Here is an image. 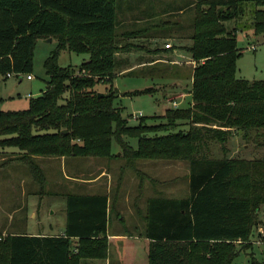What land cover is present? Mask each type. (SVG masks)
<instances>
[{
    "label": "trees",
    "instance_id": "obj_1",
    "mask_svg": "<svg viewBox=\"0 0 264 264\" xmlns=\"http://www.w3.org/2000/svg\"><path fill=\"white\" fill-rule=\"evenodd\" d=\"M116 10L117 0H0V76H30L37 42L58 43L44 65L47 89L30 99L27 110L0 112V148L19 149L17 159L43 188L47 181L36 157L116 159L115 143L128 164L186 161L189 196L150 198L146 210L138 212L150 240L149 264H234L236 244L250 241L261 224L264 159H212L209 146L219 143L226 155L227 144L239 133L245 140L256 133V143L264 136L259 133L264 130V81L236 75L242 56L238 35L264 34V0H195L188 48L197 63L191 102L188 108L167 109L160 117L165 123L153 125L141 117L130 126L116 103L112 82L121 72L117 55L125 49ZM245 16L250 18L242 23ZM229 22L235 27H227ZM63 51L90 59L76 73L59 65ZM98 85L107 87L100 92ZM146 93L152 90L133 95ZM126 139H136L137 148ZM115 203L107 195L69 194L65 236L7 235L0 241V264L107 259Z\"/></svg>",
    "mask_w": 264,
    "mask_h": 264
},
{
    "label": "rangeland",
    "instance_id": "obj_2",
    "mask_svg": "<svg viewBox=\"0 0 264 264\" xmlns=\"http://www.w3.org/2000/svg\"><path fill=\"white\" fill-rule=\"evenodd\" d=\"M145 1L117 0L116 12L120 15L121 7L131 6L130 4L133 3L143 4ZM170 1L176 4L183 3L182 5L185 6L184 0ZM249 18L250 16H245L242 23ZM226 25L231 29L235 27L234 22ZM124 39L126 44L120 43V46L125 49L120 52L118 59L129 62L127 59L130 58L129 67L140 66L154 59L144 50H149L147 41ZM169 43L175 47L173 42ZM57 46L56 40L37 42L34 49L33 70L30 74L32 80H28L27 74L22 75L21 78L0 76V112L27 110L30 99L39 97L47 89L49 76L44 65ZM238 47L242 56L237 61V78L249 82L264 81V34L257 36L251 34L250 37H246L245 34L239 33ZM182 51L184 52L183 49ZM161 58L166 61L170 57L169 54L163 53ZM89 59L90 56L87 54L63 51L60 53L58 63L64 68L71 67L77 73L81 65ZM159 65L162 64L156 66ZM166 66L170 68L171 65L166 64ZM139 70L141 69L137 68L136 71ZM136 71L131 75L128 73L121 75L118 72L112 82L114 90L118 92L116 103L123 109V116L130 126H137L141 117L147 119L148 125L165 123L160 117L165 115L167 109L189 107L191 102L189 96L176 100L178 93L190 88V78H187V74L182 80L176 81L174 77L179 76V72L166 69L160 72V75L166 79L157 81L156 77L151 80L142 76V70L140 73ZM110 85L107 84L108 87ZM107 86L98 85L97 89L103 92ZM146 89H151L152 93L133 95L136 91ZM174 100L180 104L178 108L174 107L172 102ZM152 117L159 118L151 119ZM179 129L187 130L188 127ZM259 133L264 135V130ZM255 135L256 133H253L252 139L245 140L239 133L227 144L229 152L226 155L219 143H210V158L264 159V136L258 138V145L254 139ZM149 136L155 135L151 133ZM126 141L133 148H137L136 139H126ZM112 152L120 157L116 159L68 157L65 159L66 163L61 161V158L36 157L35 163L43 171L47 181L43 188L34 179L29 167L17 159L20 156L19 149L0 148V232L6 231L3 234L7 235L50 233L52 229L57 232L64 220L68 195L83 194L82 189L85 186L83 183L96 178H100L98 185L105 189L110 188L114 200L116 199L115 202H118V216H124L126 221L132 213L137 215L138 210L145 211L150 198L183 199L189 196L188 162L142 159L128 164L123 158L121 148L115 143ZM112 216L113 219L118 220L116 212ZM259 221L261 224L254 229L251 240L236 244L238 257L234 264H264V208L260 212Z\"/></svg>",
    "mask_w": 264,
    "mask_h": 264
},
{
    "label": "crops",
    "instance_id": "obj_3",
    "mask_svg": "<svg viewBox=\"0 0 264 264\" xmlns=\"http://www.w3.org/2000/svg\"><path fill=\"white\" fill-rule=\"evenodd\" d=\"M184 2L185 6L182 5L183 3L176 4L170 0H146L143 4L135 5L133 3L130 4L131 6L121 7L119 9L120 15L116 12V30L118 36L120 37V43H122V45L124 43L126 44V40L124 38L131 41H147L149 50H144H146L148 55L154 58L148 63H142L141 65L139 64L140 66L137 65L136 67H129L130 58L127 59L129 62L123 59H118L121 62V67L119 69L121 72H119V74H129V72H135L138 68L143 71L142 76L151 80H153V77H156L155 79L157 81L166 79V77L160 75V72L166 69H171L172 71H176V73L179 72V76L176 78L174 77L176 81L182 80V77L187 74V78H190V88L183 89L182 92L178 93L176 100L177 98L184 99L188 96L189 98L191 97L189 92L192 85L193 70L197 65L188 52V48L192 45L191 35L195 18V0H184ZM251 34H253V32L246 36L250 37ZM169 42H173L175 47H173ZM167 44L171 45V47L166 48ZM163 53L169 54L170 58L165 61L161 58ZM120 54L121 53L119 52L117 56L119 57ZM158 64L162 65L157 67L156 65ZM166 64L171 65L170 68H168ZM147 69V72H149L148 74L146 72ZM141 70L136 72L140 73ZM32 79L33 78L28 80ZM22 80H20V82ZM176 100L172 102L175 104L174 107L178 108V105L180 104ZM65 159L66 158H61V161H65L66 163ZM99 179L100 178H96L94 180L85 181L83 183L85 186H83L84 188L82 189L83 194L79 195H107L110 200H114L110 188L105 189L103 186L98 185ZM117 203L115 204V212L119 214L117 212V209H119L117 208ZM138 212L142 211L138 210ZM138 212L136 213L137 215L132 213L131 217L128 218L127 221L126 218L121 215V212V216L117 215L118 220L113 219L114 217L110 216L107 229V238L109 240L108 258L104 260H85L81 264H149L148 251L150 240L143 235L144 224L139 222L141 220L139 219L140 217L138 216ZM65 231L66 212L64 214L63 223L60 225L57 232L52 229L50 233L14 234L61 237L65 236ZM3 233H6V231ZM3 233L0 232V234Z\"/></svg>",
    "mask_w": 264,
    "mask_h": 264
},
{
    "label": "built area",
    "instance_id": "obj_4",
    "mask_svg": "<svg viewBox=\"0 0 264 264\" xmlns=\"http://www.w3.org/2000/svg\"><path fill=\"white\" fill-rule=\"evenodd\" d=\"M170 47H171V45H169V44L166 45V48H170ZM10 77H14V75L9 74L8 78H10ZM27 78L31 79L32 77L31 76H27ZM6 237H7V234H0V241H3Z\"/></svg>",
    "mask_w": 264,
    "mask_h": 264
},
{
    "label": "water",
    "instance_id": "obj_5",
    "mask_svg": "<svg viewBox=\"0 0 264 264\" xmlns=\"http://www.w3.org/2000/svg\"><path fill=\"white\" fill-rule=\"evenodd\" d=\"M52 40H53V39H48V40H46V42H52ZM98 96H99V97H103L104 94H101V93H100ZM64 133H67V131H64Z\"/></svg>",
    "mask_w": 264,
    "mask_h": 264
}]
</instances>
